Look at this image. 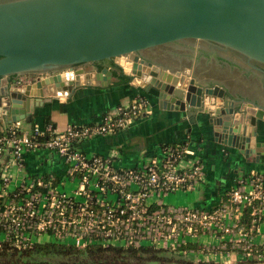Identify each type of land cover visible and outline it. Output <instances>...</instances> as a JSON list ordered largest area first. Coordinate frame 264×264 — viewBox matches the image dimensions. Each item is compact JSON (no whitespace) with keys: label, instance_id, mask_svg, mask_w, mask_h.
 I'll return each mask as SVG.
<instances>
[{"label":"water","instance_id":"water-1","mask_svg":"<svg viewBox=\"0 0 264 264\" xmlns=\"http://www.w3.org/2000/svg\"><path fill=\"white\" fill-rule=\"evenodd\" d=\"M187 39L212 42L264 72L256 65H264V0H0V119L34 121L38 101L70 95L90 78L75 67L113 59L156 92L160 108L208 112L215 142L258 161L260 143L247 128L263 118L264 108L248 102L240 112L226 110L214 87L140 57ZM28 74L36 77L9 81ZM111 76L107 67L93 74L101 85ZM216 98L223 104L215 106ZM244 111L249 116L242 122Z\"/></svg>","mask_w":264,"mask_h":264},{"label":"built area","instance_id":"built-area-1","mask_svg":"<svg viewBox=\"0 0 264 264\" xmlns=\"http://www.w3.org/2000/svg\"><path fill=\"white\" fill-rule=\"evenodd\" d=\"M147 106V99L139 95L105 112L98 122L69 124L61 132L50 126L25 132L20 121L3 119L0 163L7 161L21 169L26 152L45 150L64 164L62 177L49 171L44 180L37 173L36 178L28 176L13 189L9 188L11 179L0 168L3 231L21 241L29 240L30 231L35 230L38 235L50 232L58 239H69L78 247L120 242L170 250L202 235L224 237L219 244L229 243L232 250L242 246L243 258L264 264L263 234L258 225L254 227L264 217L263 173L244 176L215 207L174 206L164 198L191 191L206 177L201 157L188 142L164 145L160 158L141 160L132 167L116 166L114 155L90 154L81 148L86 140L128 127ZM42 134L48 138L39 140ZM5 155L8 159L3 160ZM248 206L256 218L246 230L241 219ZM258 236L260 243L255 242ZM254 246L260 247L256 255L251 251Z\"/></svg>","mask_w":264,"mask_h":264},{"label":"crops","instance_id":"crops-1","mask_svg":"<svg viewBox=\"0 0 264 264\" xmlns=\"http://www.w3.org/2000/svg\"><path fill=\"white\" fill-rule=\"evenodd\" d=\"M181 43L184 48L180 50L165 51L166 48H161L167 56H176L182 59L183 64L180 67H173L161 59H154L149 55V50L141 52L140 57L166 70L188 73L190 77L195 78V83L199 85L214 87L217 96H224L226 105L224 109L226 110L234 106L235 112H240L239 110H244L248 106V102L264 108V72L259 68L254 67L235 52L209 41L187 39L182 40ZM165 45L167 47L169 44ZM112 61L116 63L113 59ZM121 62H126V57L121 58ZM116 64L122 68L124 74L131 76L128 83L112 85L111 82L115 81V77L112 75L109 84L101 85L93 77L94 72L97 71L96 64H81L77 68L84 69L86 74L90 72V78L85 79L86 83L74 86L70 95L47 97L43 103L38 101L37 117L31 122L26 119L20 120L21 129L31 132L34 128L44 129L46 126H50L54 132H61L69 124L95 123L105 112L118 104H126L140 95L148 101V106L140 118L122 130L86 140L82 143L81 148L90 154L114 155L116 166L132 167L141 160L152 157L160 158L164 145L188 142L201 157L206 177L191 191L173 193L179 195L175 200L186 199L189 201L190 205L185 206L215 207L221 198L244 176L250 173L264 174V116L262 119L256 118L254 126L247 128L250 132L255 131V138H252V141L260 143V147L255 149L260 152L259 160L256 161L254 154L245 158L237 149L214 141L213 124L209 122L210 114L208 112L198 111L194 114L187 113L181 108H160L155 97L156 92L154 90L146 91L143 80L128 73L129 69L123 64ZM107 68L111 70V68ZM261 69L263 68L261 67ZM187 70L188 72H186ZM222 104V100L215 99V106ZM237 116L239 117V113ZM248 116V113L244 111L241 121L246 120ZM3 121L1 118L0 125L3 124ZM23 158L24 167L21 169L7 161L0 163L2 174L12 181L10 189H13L16 184L31 174H42L49 171L59 177L64 174L63 162L52 152L28 151ZM4 159H8V156L5 155ZM182 164L185 165L186 162ZM13 168L16 172L14 179L7 175V172ZM257 227L264 238V219L259 222ZM258 237L256 243H260L262 240L261 236ZM222 239L224 238L212 239V241L219 245L223 241Z\"/></svg>","mask_w":264,"mask_h":264},{"label":"trees","instance_id":"trees-1","mask_svg":"<svg viewBox=\"0 0 264 264\" xmlns=\"http://www.w3.org/2000/svg\"><path fill=\"white\" fill-rule=\"evenodd\" d=\"M155 48H152V51L156 50ZM95 63L97 64V70L104 67L111 68L112 75L115 77V81L111 82L112 85L126 84L131 80V76L124 74L122 68L114 63L112 59ZM260 66L264 69V65ZM47 138L48 134H42L38 137L39 140ZM40 175L42 179H47L45 173ZM30 176L36 178L37 174H31ZM10 195L12 196L11 193ZM4 208L5 206L0 201V212ZM251 210L252 207H246L241 219V224L245 226L246 230L252 226V219L256 218V216L250 214ZM263 219V216L258 218L254 227L256 228ZM3 230L4 228L0 224V264H171V262L179 261L183 264H190L191 261L183 257L190 251H199L204 254L228 252L222 250V248L205 249L195 242H187L176 250L164 249L156 245L125 246L120 242L107 245L94 242L84 247H78L70 240L58 239L52 236L50 232L38 235L33 230L30 231L32 233H30L29 240L21 241L15 234H6ZM226 246L229 250L230 244L226 243ZM259 248V246H254L251 250L252 253L254 255L258 254L260 252ZM173 254H177L179 257H175ZM201 263L217 264L205 260Z\"/></svg>","mask_w":264,"mask_h":264},{"label":"rangeland","instance_id":"rangeland-1","mask_svg":"<svg viewBox=\"0 0 264 264\" xmlns=\"http://www.w3.org/2000/svg\"><path fill=\"white\" fill-rule=\"evenodd\" d=\"M181 41H177L175 43H169V45L166 47V45H162L161 47H156V50H153L154 52H152V49H149L150 54L154 59H161L163 60V62L169 63L171 66L173 67H180L183 64V60L178 58V57H173V56H167L166 53L162 52L161 48H166L165 51L167 50H180L183 47V44L181 43ZM187 44V43H185ZM172 58V59H171ZM182 60V61H181ZM7 175L9 177H12L13 179L16 176V172H15V168L10 169L7 172ZM178 194H169L168 196H166L164 198V202L166 204L169 205H174V206H184V205H190L189 201H187L186 199L182 200V201H177L175 200L176 197H178ZM226 239L228 238V236H225ZM224 238V237H223ZM213 240H218L214 237L208 236V235H202L199 236L198 238H192V239H188L189 242H195L198 245L203 246L205 249H209V248H222V250H226L228 252H216V253H208V255H205L202 252L199 251H190L188 254L184 255L183 257L186 258V260H190L191 263L190 264H202L201 262L203 260L205 261H213L217 264H260L258 261L255 262H250L251 260L247 259V258H243L244 254L246 252H244V250L242 249V246L240 247L241 249H236V250H232L231 249V245H230V249L227 250V246L226 245H216L213 243ZM69 240V239H67ZM71 241V240H70ZM215 242V241H214ZM229 244V243H228ZM230 253V254H229ZM175 257H179L177 254H173ZM160 264V263H158ZM171 264H183L180 261L179 262H171Z\"/></svg>","mask_w":264,"mask_h":264},{"label":"flooded vegetation","instance_id":"flooded-vegetation-1","mask_svg":"<svg viewBox=\"0 0 264 264\" xmlns=\"http://www.w3.org/2000/svg\"><path fill=\"white\" fill-rule=\"evenodd\" d=\"M96 64V63H95ZM79 66V65H78ZM77 66V67H78ZM96 67H97V64L95 65ZM77 67H75V68H77ZM50 73H53V72H50ZM38 76V75H37ZM41 76V75H40ZM36 77V74H28V75H19V76H17V77H15V76H11L10 78H9V81H11V82H14V85H16V84H20V80H16V79H19V78H22L23 79V81H25L26 80V78H28L27 80H31V78H35ZM16 82V83H15Z\"/></svg>","mask_w":264,"mask_h":264}]
</instances>
